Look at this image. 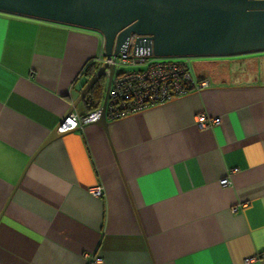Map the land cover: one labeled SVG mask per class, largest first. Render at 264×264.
Segmentation results:
<instances>
[{
    "label": "crops",
    "instance_id": "obj_1",
    "mask_svg": "<svg viewBox=\"0 0 264 264\" xmlns=\"http://www.w3.org/2000/svg\"><path fill=\"white\" fill-rule=\"evenodd\" d=\"M101 52L96 31L0 12V264H264V53L192 61L207 87L43 145Z\"/></svg>",
    "mask_w": 264,
    "mask_h": 264
},
{
    "label": "water",
    "instance_id": "obj_2",
    "mask_svg": "<svg viewBox=\"0 0 264 264\" xmlns=\"http://www.w3.org/2000/svg\"><path fill=\"white\" fill-rule=\"evenodd\" d=\"M0 12L96 31L103 38L106 55L123 49L131 33L137 39L149 38L157 57L264 51V0H0ZM113 71V64L102 63L69 109L71 112L101 75L106 76L103 99L92 121L105 131ZM57 126L43 145L57 136Z\"/></svg>",
    "mask_w": 264,
    "mask_h": 264
},
{
    "label": "built area",
    "instance_id": "obj_3",
    "mask_svg": "<svg viewBox=\"0 0 264 264\" xmlns=\"http://www.w3.org/2000/svg\"><path fill=\"white\" fill-rule=\"evenodd\" d=\"M131 33L125 46L116 55L101 52L94 58L98 65L113 64L106 105L105 117L113 121L146 108L165 103L174 98L186 95L208 86L206 79H198L192 74L193 56L176 58L154 56L146 36ZM98 109L78 115L67 113L57 126V132H66L95 120ZM219 122V117H210L204 113L195 116L199 128L209 127ZM220 184L225 186L228 180L223 178ZM95 196L101 195L100 187L91 190ZM94 262L100 258L95 256Z\"/></svg>",
    "mask_w": 264,
    "mask_h": 264
},
{
    "label": "trees",
    "instance_id": "obj_4",
    "mask_svg": "<svg viewBox=\"0 0 264 264\" xmlns=\"http://www.w3.org/2000/svg\"><path fill=\"white\" fill-rule=\"evenodd\" d=\"M99 66L100 65H98V64H91L89 66V68L87 69V72H86L87 76H88V80L86 81L85 85L88 83V81L95 74V72L97 71ZM105 82H106L105 76L101 75L94 82V84L89 88V90L86 92L84 97L81 99L82 101H84V103L88 109V112L94 111L100 106L102 99H103Z\"/></svg>",
    "mask_w": 264,
    "mask_h": 264
},
{
    "label": "rangeland",
    "instance_id": "obj_5",
    "mask_svg": "<svg viewBox=\"0 0 264 264\" xmlns=\"http://www.w3.org/2000/svg\"><path fill=\"white\" fill-rule=\"evenodd\" d=\"M261 53H264L262 51L260 52H251V53H244V54H236V55H229V56H210V57H193L192 61L195 62V64H200V63H207L208 65H212L214 60H221L223 62V64L225 65H229L231 63H235V61H237L236 65H240V62L242 61L241 59H238L242 56H252V55H260ZM237 59V60H235ZM208 62H213V63H208ZM231 62V63H230ZM222 63H217V65H221ZM222 64V65H223ZM225 65V66H226ZM234 68H239L240 66L234 67ZM261 65L257 64V72H261L260 70ZM253 70V68H250ZM256 69V66H255ZM247 71V70H246ZM247 73V72H246ZM249 73V72H248ZM256 76V75H255Z\"/></svg>",
    "mask_w": 264,
    "mask_h": 264
}]
</instances>
